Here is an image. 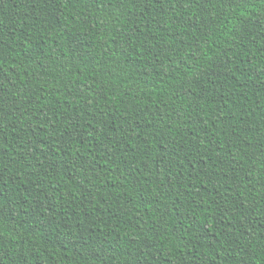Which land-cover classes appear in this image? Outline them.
<instances>
[{"label": "trees", "instance_id": "1", "mask_svg": "<svg viewBox=\"0 0 264 264\" xmlns=\"http://www.w3.org/2000/svg\"><path fill=\"white\" fill-rule=\"evenodd\" d=\"M0 264H264V0H0Z\"/></svg>", "mask_w": 264, "mask_h": 264}]
</instances>
